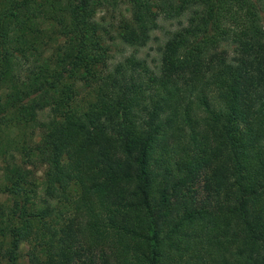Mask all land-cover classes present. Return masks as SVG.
Segmentation results:
<instances>
[{"label":"trees","instance_id":"16d2710c","mask_svg":"<svg viewBox=\"0 0 264 264\" xmlns=\"http://www.w3.org/2000/svg\"><path fill=\"white\" fill-rule=\"evenodd\" d=\"M0 264H264V0H0Z\"/></svg>","mask_w":264,"mask_h":264},{"label":"rangeland","instance_id":"374dc122","mask_svg":"<svg viewBox=\"0 0 264 264\" xmlns=\"http://www.w3.org/2000/svg\"><path fill=\"white\" fill-rule=\"evenodd\" d=\"M38 174H40V173H38ZM26 248H27V245L26 244H23L22 245V253L26 250Z\"/></svg>","mask_w":264,"mask_h":264}]
</instances>
